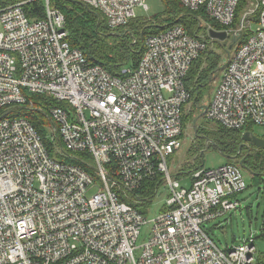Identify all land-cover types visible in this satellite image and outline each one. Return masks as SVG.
Returning a JSON list of instances; mask_svg holds the SVG:
<instances>
[{
  "label": "built area",
  "instance_id": "built-area-1",
  "mask_svg": "<svg viewBox=\"0 0 264 264\" xmlns=\"http://www.w3.org/2000/svg\"><path fill=\"white\" fill-rule=\"evenodd\" d=\"M79 1L111 30L135 17V6L148 8L144 0ZM178 1L203 8L234 38L258 12L255 29L229 53L205 114L228 129L264 126V0L247 1L235 27L239 0ZM24 2L0 5V110L32 105L30 93L63 102L49 109L50 138L65 156L86 152L92 163L90 172L58 161L28 119L1 114L0 264H255L252 233L219 248L200 226L238 208L236 195L247 187L240 166L193 169L189 188L167 167L190 98L184 78L205 41L173 24L147 36L136 65L114 76L69 44L64 15L49 0L38 19L28 17ZM159 173L165 208L136 245L148 221L123 198ZM93 174L102 190L86 197Z\"/></svg>",
  "mask_w": 264,
  "mask_h": 264
},
{
  "label": "trees",
  "instance_id": "trees-1",
  "mask_svg": "<svg viewBox=\"0 0 264 264\" xmlns=\"http://www.w3.org/2000/svg\"><path fill=\"white\" fill-rule=\"evenodd\" d=\"M20 1H25L23 10L28 17L38 19L45 16L44 0H0V5L13 4ZM162 3L163 10L151 18H137L135 16L125 26L111 30L107 26L104 16L91 6L74 0H49V5L59 9L64 15L65 27L69 31L66 40L69 44L80 49L89 62L102 65L107 72L114 76L119 74L122 66L136 65L147 36L159 33L173 24L183 25L187 33L192 36L198 38L203 36L205 47L199 51L198 56L192 61L184 78V86L190 94L188 101L192 99L197 101L200 87L206 83L209 74L218 65V59L210 57L211 50L207 46L208 28L223 30L227 27L211 19L203 8L191 10L183 6L178 0H162ZM246 3L247 0H239L232 27L238 24L242 12L245 10ZM257 21L258 12L251 14L249 17L251 26L241 31L236 37L235 43L231 42L232 49L238 47L248 38L252 33V25L256 24ZM27 97L32 102V105L29 103L8 105L5 109L0 110V114L5 113V117H25L33 124L52 157L58 161L78 164L91 172L88 164H91L92 160L88 153L75 152L69 157L65 156L62 150L59 151L57 149V146L60 147L57 138H50L46 129L41 127L47 117L50 119L49 109L54 106H64V103L58 102L43 93H30ZM188 101L182 105V111ZM38 113L40 117H37ZM192 113L193 109H190L189 114L191 115ZM197 134L201 135V137L195 136L196 139H199V142L203 143L207 139L208 143H213L228 159H230L229 154L237 153L242 141L241 129H228L219 123L212 130L197 129ZM249 169L252 171L251 181L258 186L264 184V153L255 154V158H252L250 162ZM190 172L188 171L186 174ZM161 180L162 174L159 173L154 179L142 182V185L132 191L129 197L123 199L139 212L145 214L144 209L149 207ZM247 207L249 210V206ZM255 264H264V256L257 257Z\"/></svg>",
  "mask_w": 264,
  "mask_h": 264
},
{
  "label": "rangeland",
  "instance_id": "rangeland-1",
  "mask_svg": "<svg viewBox=\"0 0 264 264\" xmlns=\"http://www.w3.org/2000/svg\"><path fill=\"white\" fill-rule=\"evenodd\" d=\"M250 2H252V0H250ZM144 3L148 6L146 10L143 9L142 6H135L134 11L137 18H151L156 13L163 10L162 0H144ZM248 6L250 7L251 3ZM255 27L256 24H253L252 28L255 29ZM207 36V46L211 50L210 57H216L218 59V65L209 74L206 83L200 87V93L197 101L192 99L183 107L182 133L178 137L180 147L177 150H174L167 157V167L170 175L179 179L180 185L186 188H189L191 184L190 177L186 174V172L193 170V168H211L229 162L238 166L236 160L228 159L226 155H224L213 143H208L206 140L202 143L195 137H201V135L197 134V129L212 130L217 125L216 121L208 119L205 113L196 119V129H194L193 122L194 119L203 111V106L208 105L216 90L227 62V47L232 42L231 34H227V36L221 40H215L209 37V34H207ZM233 51L234 50L231 49L229 53L232 54ZM164 93L166 92L164 91ZM190 109H193V113L191 115L189 114ZM37 117H40L39 113L37 114ZM41 127L46 129L47 134L50 137L52 124L48 117L45 119V122L41 125ZM247 131L252 135L264 138L263 125L251 124L246 126L244 129H241L242 141V134ZM57 149L60 151L59 146H57ZM239 168L247 187L238 192L236 195V198L240 202L238 208L229 210L224 215L213 220L204 221L200 224V226L205 231L207 236L219 248L229 247L238 243L240 239L247 237L252 233L255 236L256 258L263 257L264 184L259 186L256 185L251 181L252 171L250 169V171H247L243 167ZM93 177L94 180L86 189V197H90L92 194L102 190L99 177L96 174H93ZM167 197V185L164 180H161L149 207L144 209L146 220L148 222L141 226L140 234L136 240V245L142 244L148 238L150 227L152 226V219L164 210ZM247 206H249V210ZM138 251L139 249L136 250L135 253Z\"/></svg>",
  "mask_w": 264,
  "mask_h": 264
},
{
  "label": "water",
  "instance_id": "water-1",
  "mask_svg": "<svg viewBox=\"0 0 264 264\" xmlns=\"http://www.w3.org/2000/svg\"><path fill=\"white\" fill-rule=\"evenodd\" d=\"M74 1L81 2L79 0H74ZM81 3H83V2H81ZM207 32L209 34V37H211V38H213L215 40H221V39H224L227 36V33L224 30H217V29H214V28H211V27L208 28V31ZM200 37H201V39H203V36H200ZM235 42H236V38L232 37V43H235ZM232 43L229 44V46L227 47L228 56H229L230 50L232 49ZM206 107L207 106H203V111L194 119V122H193L194 129H196L195 128V121H196V119L198 117H201L205 113ZM242 139H243L244 143L245 142H250V143H253L256 147L261 148V149H264V138L263 137H258V136L252 135L250 132L247 131V132H244L242 134ZM206 141H207V139H206ZM241 148H242V145L240 144L239 147H238V151H237L238 153L241 151ZM234 157H236V155L229 156V158H234ZM238 165L240 167H243L247 171H250L249 170V167H247L246 165H244L242 163V161H240V163Z\"/></svg>",
  "mask_w": 264,
  "mask_h": 264
},
{
  "label": "flooded vegetation",
  "instance_id": "flooded-vegetation-1",
  "mask_svg": "<svg viewBox=\"0 0 264 264\" xmlns=\"http://www.w3.org/2000/svg\"><path fill=\"white\" fill-rule=\"evenodd\" d=\"M241 151L238 153H233V154H229L228 156H234L236 155V157L234 158H230V159H234L237 161V163L239 164L240 161H242V163L244 165H246L247 167H249L250 162L252 160V158H255V154H260V153H264V150L261 148H256V146L253 143L250 142H245L241 141Z\"/></svg>",
  "mask_w": 264,
  "mask_h": 264
},
{
  "label": "crops",
  "instance_id": "crops-1",
  "mask_svg": "<svg viewBox=\"0 0 264 264\" xmlns=\"http://www.w3.org/2000/svg\"><path fill=\"white\" fill-rule=\"evenodd\" d=\"M188 175H189V173H188Z\"/></svg>",
  "mask_w": 264,
  "mask_h": 264
}]
</instances>
